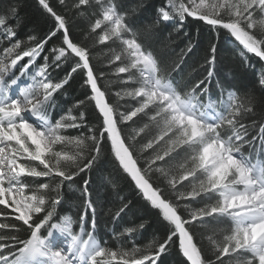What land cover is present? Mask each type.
Instances as JSON below:
<instances>
[{
    "label": "trees",
    "instance_id": "obj_1",
    "mask_svg": "<svg viewBox=\"0 0 264 264\" xmlns=\"http://www.w3.org/2000/svg\"><path fill=\"white\" fill-rule=\"evenodd\" d=\"M169 1L0 0V25L10 33H0V53L13 49L21 67L41 68L51 83L43 111L63 126L41 160H20L21 182L35 210L24 222L14 208L0 204L3 254H24L54 223L68 218L76 232L93 235L107 264H190L175 225L143 195L113 151L87 70L68 40L85 57L134 163L176 211L201 263L256 264L200 165V144L182 141L163 105L138 94V67L120 38L150 54L157 76L180 96L195 94L201 104L212 102L221 118L226 115L221 137L234 141L236 134L237 149L259 160L263 172L264 62L226 27L235 24L227 1L211 15L222 24L187 13L164 19L160 11ZM253 1L231 3L235 12L250 15L249 21L237 17V25L264 53V18ZM109 8L121 17L119 34L104 18ZM230 92L237 104L226 109Z\"/></svg>",
    "mask_w": 264,
    "mask_h": 264
},
{
    "label": "rangeland",
    "instance_id": "obj_2",
    "mask_svg": "<svg viewBox=\"0 0 264 264\" xmlns=\"http://www.w3.org/2000/svg\"><path fill=\"white\" fill-rule=\"evenodd\" d=\"M225 1L228 2L230 6L229 9L233 10L231 11V16L235 20V24L227 25L228 29L229 25H232L236 29L240 30V32L251 43L258 47L257 41L251 38V36H249L246 32L241 30L237 25V17L249 21L250 15L248 14V12H246V10L244 12H235V8L237 7L231 3V0ZM241 1H244V5H246L245 0H240V2ZM184 2V0L169 1L165 5V8L161 9L160 11L162 17L169 20L171 18L181 17L182 13H187L191 16L196 15L204 20H211V22H214V18L211 15H213L218 6L221 5L222 0H212L210 2L186 0V2L192 5L193 9H190L186 5H184ZM253 2L255 6L260 8V12L264 18V0H254ZM104 18L109 24L112 25V30L115 33L119 34L121 17L117 14V12L113 8H109L105 11ZM0 33L5 34L6 37L10 35L8 30H5L1 25ZM120 39L128 49L129 56L133 58L135 65L138 67V73L142 83V87L138 91V94L144 96L149 100H154L160 105H163L170 121L173 123L175 129L177 130L176 132L178 135H176L179 136L182 141H186L187 143L200 144V165L207 174V179L210 183L211 188L220 193L222 211L230 215L236 223L242 235L241 246L243 247V249L249 252L250 255L256 259V264H264V249H258L256 245L250 243L251 239L248 229L249 225L244 224L236 215L237 209L231 207V198L234 194L247 189V185L245 183H247L248 180L259 182L261 181L260 184H264V176L262 175V167L260 161H251L245 155L241 154V152L237 149V146L234 144L238 141L236 134H232V138H234V141L230 138L221 137L218 128L221 125V119H225L226 115L221 118V114L216 111V108L212 102L209 101L207 104H201L195 94L187 95L185 98L180 96L175 92L173 87L168 82L162 81L157 76L155 61L150 54L143 52L134 41L123 39L122 37ZM62 53L63 50H59L58 55L60 56ZM35 56L36 51H33L28 55L30 59H33ZM20 58L21 57L15 56L13 54V49H4L0 53V69L2 70H0V93L4 91L5 94H0V102L2 104H5L8 98H10L9 96H11V94L9 93V87L11 88V86H13V83H17L16 79L18 78L20 83L17 84L21 85L22 83V85L24 86L23 89L24 91H26V95L30 96V99L34 96L36 106L38 107L39 100L44 101L46 93L51 87V83L49 81V78L41 70V68H39L37 72L30 73L29 71H27V65L19 67L18 61L20 60ZM13 69H19V73L22 76L20 75L19 77L17 75V77H14V79L11 80V83L3 82L2 76L10 74L11 70ZM261 79L264 81L263 76L261 77ZM18 88V92H20L21 89L19 86ZM12 102L14 103L15 101L12 100ZM40 103V108L43 109V102ZM236 104V95L232 92L227 94L224 103L226 109H229L230 106H236ZM29 109H31V111L28 110L29 112H33L34 110L33 108ZM69 119L73 120V117L69 116ZM1 121L3 123V127L9 129L5 133V135L9 138L8 142L5 144V148L9 153L12 151V161H14V164H16L15 166L18 165L19 175L24 171L23 167L20 165V160H41L43 155L50 149L52 142L59 137V130L63 127L60 123H50L47 118H43L44 122H42L41 126H34V123L29 124L32 128L43 127L42 129L48 128L51 130L49 135H47L46 138H43L45 139V142L40 145L39 141L35 139L33 135H31L33 132H24L21 131V129L14 127V124L15 126L17 123L26 124L27 121L25 119H22L19 115L16 114V112H13L10 108H0V122ZM219 146L226 150L227 155H230V164H226V162L221 163L214 156V154L219 152ZM7 147L8 149L10 147L11 151L7 150ZM113 151L117 155L114 148ZM118 159L123 165L121 159L119 157ZM239 164L243 165L245 168L249 167L250 169H254L255 174L251 175L249 178H245L243 176L245 171ZM245 165H247V167ZM3 179H5L3 182L5 186L3 187V189H1L0 192V204L4 205L6 208L16 209L17 214L22 221L25 222L29 220L30 213L35 210V201H33L31 196L21 197L19 191H17L16 194L15 192H12V190H10L11 184L8 182V180H6L7 178L4 177ZM23 188L24 187L21 184L18 186V189ZM3 196H5V199L2 198ZM62 227L67 230L69 228V223L63 222ZM79 232L81 231L79 230ZM79 238V236L74 237V241L78 240L80 244L81 240ZM41 245L42 244H38L34 248L32 247L31 250L23 257V260L30 261L31 255H36L40 252V248L47 246L46 244L44 246ZM80 246L82 248L85 247V250L88 251V262H92V264H107L100 258L102 255L101 248L95 241V239H93L91 236H89L87 240L83 241ZM41 250L43 251L44 249ZM80 252H82V250ZM4 260L9 261L10 259L7 255H2V253L0 252V261ZM250 261L251 260L249 259V262ZM11 262L13 263V261ZM7 264L11 263L7 262Z\"/></svg>",
    "mask_w": 264,
    "mask_h": 264
},
{
    "label": "bare ground",
    "instance_id": "obj_3",
    "mask_svg": "<svg viewBox=\"0 0 264 264\" xmlns=\"http://www.w3.org/2000/svg\"><path fill=\"white\" fill-rule=\"evenodd\" d=\"M212 24H219L221 22L215 21L211 22V20H205ZM222 24V23H221ZM226 27L228 24H225ZM228 28V27H227ZM230 33L234 37V39L246 50L251 53H255L261 59L264 61V53L253 43H251L241 32L240 30L236 29L232 25H229ZM68 49L74 53L76 56H78L85 69L87 70V76H88V84L90 87V90L92 92V98L94 101L95 106L97 107L99 113L103 117L104 121V131L108 134L109 140L116 151L118 157L121 159L124 167L129 172L131 177L133 178L135 184L137 187L142 191L144 196L148 198L150 201L157 205H161L165 212L173 219V221L176 224L178 233H179V242H180V248L183 253V255L188 259L190 264H202L199 256L189 239L187 233L185 232L181 221L176 213V211L173 209V207L162 199V197L159 195V193L149 184V182L145 179V177L141 174L139 169L137 168L136 164L133 161V158L131 157V154L125 144L123 143L121 137L116 132L114 123H113V114L108 107L107 103L104 100V97L102 93L100 92L99 88L94 82V79L91 75V73L88 71V65L86 63V59L83 56V54L68 40H66ZM1 70V69H0ZM2 71V70H1ZM19 84V83H18ZM17 83H13V86L11 87V96L8 98L5 104H2L0 102V108H10L13 112H16L17 115H19L22 119H25L27 121L26 124L17 123L16 126L14 124V127L21 129V131L24 132H33L31 135L34 136L35 139H37L40 143L45 142V139L47 135L51 132L48 128H32L29 124L34 123V126H41L39 123H35V121H38L39 116H34L31 112V109H29V106L26 105V100L30 99V96L26 95V91H24V86L18 85ZM20 87V92L18 86ZM23 86V87H21ZM2 95L4 94V91L1 92ZM0 93V94H1ZM5 95V94H4ZM34 98V96H33ZM31 98V99H33ZM15 101L14 103L12 102ZM186 109V108H185ZM187 110V109H186ZM30 115V117H29ZM1 124L3 125L2 121ZM44 126V125H43ZM9 129H6L5 127L0 130V192L1 189L5 186L3 183V178H7L8 182L11 184L12 192L19 191L17 186L18 181V169L19 167L15 166L14 161H12L13 154L8 151H6L5 144L8 142L9 138L5 135V133ZM35 133V134H34ZM219 152L214 154V156L217 158L219 162H226V164H230V155H227V152L224 148L219 146ZM221 150V151H220ZM10 158V160H9ZM240 165V164H239ZM244 169L243 176L245 178H249L251 175L255 174L254 169H250L245 165L247 168H245L243 165H240ZM4 176V177H3ZM17 179V180H16ZM254 179V178H253ZM5 180V179H4ZM261 182V181H260ZM259 181H247L245 183L247 185V189L243 190L237 194H234L231 198V207L237 209V216L240 218V220L244 223L249 225V234H250V243H253L258 247V249L263 250L264 249V184H260ZM244 185V184H243ZM3 193V192H2ZM6 194V193H5ZM6 196V195H5ZM3 196V198L5 197ZM5 199V198H4ZM13 200V198H12ZM15 200V199H14ZM18 200V199H17ZM47 240L50 241V243H53L52 247L50 248H40V252L36 255H31L30 262L33 264H86L88 262L89 256L88 251L84 250L83 252H79V248L77 245L72 244L68 248L69 251L67 252V246L64 245L62 250H57L55 252L50 251L51 248H56V246L61 245V240L56 239V237L48 238ZM97 241V240H96ZM55 246V247H54ZM255 246V247H256ZM49 247V246H48ZM256 247V248H257ZM41 249H44L43 251ZM81 249H83L81 247ZM2 253V251H0ZM79 257V255H81ZM65 260H69L70 263H67ZM80 261V263H79ZM7 262L11 263L9 261H0V264H7ZM24 261L22 262V264ZM12 264V263H11Z\"/></svg>",
    "mask_w": 264,
    "mask_h": 264
},
{
    "label": "water",
    "instance_id": "obj_4",
    "mask_svg": "<svg viewBox=\"0 0 264 264\" xmlns=\"http://www.w3.org/2000/svg\"><path fill=\"white\" fill-rule=\"evenodd\" d=\"M162 209H163V207L161 206V205H159ZM164 210V209H163ZM165 211V210H164ZM170 219L172 220V222H173V224L176 226V224H175V222L173 221V219L170 217ZM177 232H178V230H177Z\"/></svg>",
    "mask_w": 264,
    "mask_h": 264
}]
</instances>
